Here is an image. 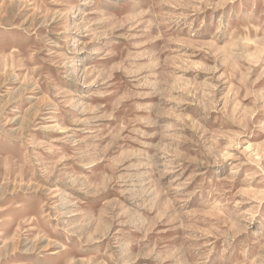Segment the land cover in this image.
I'll return each mask as SVG.
<instances>
[{
  "label": "rangeland",
  "instance_id": "obj_1",
  "mask_svg": "<svg viewBox=\"0 0 264 264\" xmlns=\"http://www.w3.org/2000/svg\"><path fill=\"white\" fill-rule=\"evenodd\" d=\"M0 264H264V0H0Z\"/></svg>",
  "mask_w": 264,
  "mask_h": 264
}]
</instances>
